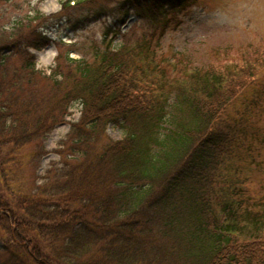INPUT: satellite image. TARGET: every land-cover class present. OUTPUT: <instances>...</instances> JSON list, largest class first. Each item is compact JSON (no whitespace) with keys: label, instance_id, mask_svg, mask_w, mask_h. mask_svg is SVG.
<instances>
[{"label":"trees","instance_id":"obj_1","mask_svg":"<svg viewBox=\"0 0 264 264\" xmlns=\"http://www.w3.org/2000/svg\"><path fill=\"white\" fill-rule=\"evenodd\" d=\"M60 2L57 14L33 5L0 26V264H264V211L241 212L244 188L224 174L249 121L222 119L261 56L186 71L155 56V32L131 43L123 29L132 14L167 27L193 0ZM110 4L121 17L100 39L68 44L49 74L35 68L29 48L46 47L74 14L72 31L100 19ZM75 102L80 118L58 142L66 157L31 195L16 193L8 163L27 144L46 154Z\"/></svg>","mask_w":264,"mask_h":264},{"label":"rangeland","instance_id":"obj_2","mask_svg":"<svg viewBox=\"0 0 264 264\" xmlns=\"http://www.w3.org/2000/svg\"><path fill=\"white\" fill-rule=\"evenodd\" d=\"M48 3L49 0H0V26L7 28L18 16L25 15L31 6L36 5L41 11ZM115 9L116 5L110 4L105 8L106 15L76 31L71 30L79 18L74 14L69 21L62 22L61 32H48L53 40L46 47L29 48L35 55V68L42 60L44 66L39 70L48 74L56 64L57 55L67 51L68 44L78 40L100 39L106 26L114 24L121 17ZM169 16H173L174 21L162 27L132 14L126 19L123 29L131 33V43L135 38H148L155 32L150 39L155 56L162 59L164 64L185 67L186 71L194 68L223 71L228 65L242 64L257 55L264 61V0H193L186 8L170 12ZM59 40L63 42L62 45ZM50 46L54 47L55 54L48 59ZM69 55L79 57L75 51ZM182 76L180 74L178 78ZM80 109L77 102L69 107L68 122L59 124L48 135L44 141L47 153L42 157L33 156L37 151L35 144L24 145L15 153V160L8 163V182L16 193L31 195L41 183L40 176L45 175L48 169L55 168L54 164L66 157V150L59 148L58 142L69 132L70 120L80 118ZM243 116L249 121L248 136L244 137L241 133V145L235 146L233 161L229 168H225L224 174L238 178L244 188L242 196L245 206L241 212L248 208L260 213L264 211V65L243 94L226 108L222 119L233 121ZM106 132L112 139L123 136L121 128L112 123L107 126ZM58 151H62L63 155ZM2 234L5 233L0 226V242Z\"/></svg>","mask_w":264,"mask_h":264},{"label":"clouds","instance_id":"obj_3","mask_svg":"<svg viewBox=\"0 0 264 264\" xmlns=\"http://www.w3.org/2000/svg\"><path fill=\"white\" fill-rule=\"evenodd\" d=\"M62 11V4L60 0H49V3L46 4L42 9L41 12L45 15L48 14H57ZM43 61H38L37 69H41L43 67Z\"/></svg>","mask_w":264,"mask_h":264},{"label":"bare ground","instance_id":"obj_4","mask_svg":"<svg viewBox=\"0 0 264 264\" xmlns=\"http://www.w3.org/2000/svg\"><path fill=\"white\" fill-rule=\"evenodd\" d=\"M55 54V49L53 46H50L47 52L48 59L52 58V56Z\"/></svg>","mask_w":264,"mask_h":264}]
</instances>
